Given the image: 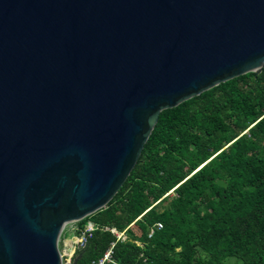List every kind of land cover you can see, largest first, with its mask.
Segmentation results:
<instances>
[{"label": "water", "instance_id": "95a60500", "mask_svg": "<svg viewBox=\"0 0 264 264\" xmlns=\"http://www.w3.org/2000/svg\"><path fill=\"white\" fill-rule=\"evenodd\" d=\"M263 68L264 0H0V264H64L162 110Z\"/></svg>", "mask_w": 264, "mask_h": 264}, {"label": "trees", "instance_id": "16d2710c", "mask_svg": "<svg viewBox=\"0 0 264 264\" xmlns=\"http://www.w3.org/2000/svg\"><path fill=\"white\" fill-rule=\"evenodd\" d=\"M89 222L78 264L113 242L123 264H264V68L162 110L120 191L77 224Z\"/></svg>", "mask_w": 264, "mask_h": 264}, {"label": "built area", "instance_id": "2783aa9c", "mask_svg": "<svg viewBox=\"0 0 264 264\" xmlns=\"http://www.w3.org/2000/svg\"><path fill=\"white\" fill-rule=\"evenodd\" d=\"M97 228V225L93 222L87 223L85 228H81L77 223H71L65 228L61 244H63L69 231L75 234V238L73 239V249L71 252H64L61 250L64 264H72L74 262L77 251L83 250L87 247L88 242L93 237L94 232L97 230ZM162 228L163 223H156L155 226L150 229L149 237H152L157 230H160ZM105 229L108 230L110 228L106 227ZM111 230L117 234L118 240H127L128 236L126 234V231L119 232L116 228H112ZM114 247L115 242L112 243V245L100 258L94 260L92 264H123L115 258Z\"/></svg>", "mask_w": 264, "mask_h": 264}, {"label": "rangeland", "instance_id": "374dc122", "mask_svg": "<svg viewBox=\"0 0 264 264\" xmlns=\"http://www.w3.org/2000/svg\"><path fill=\"white\" fill-rule=\"evenodd\" d=\"M75 238V234L71 231L68 232L63 244H61V250L62 251H68L71 252L73 249V239Z\"/></svg>", "mask_w": 264, "mask_h": 264}]
</instances>
